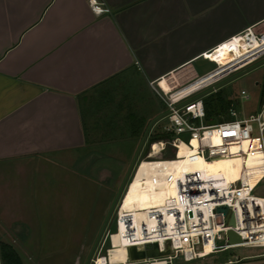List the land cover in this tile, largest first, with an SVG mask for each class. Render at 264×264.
Segmentation results:
<instances>
[{
  "label": "crops",
  "instance_id": "0c3cea01",
  "mask_svg": "<svg viewBox=\"0 0 264 264\" xmlns=\"http://www.w3.org/2000/svg\"><path fill=\"white\" fill-rule=\"evenodd\" d=\"M95 1L107 12L89 0H0V171L32 159L86 188L95 170L126 169L163 115L156 83L181 88L201 54L264 26L253 16L185 57V0Z\"/></svg>",
  "mask_w": 264,
  "mask_h": 264
},
{
  "label": "rangeland",
  "instance_id": "374dc122",
  "mask_svg": "<svg viewBox=\"0 0 264 264\" xmlns=\"http://www.w3.org/2000/svg\"><path fill=\"white\" fill-rule=\"evenodd\" d=\"M263 13L264 0H185V57L191 55L188 52L205 44L210 37L234 29L248 22L251 17ZM256 30L264 32V26ZM263 60L264 56L252 65L234 72L241 68L238 66L239 68L231 74L229 70H226L211 80L209 86L201 85L189 93H203ZM190 68H185V82H182L181 87L216 67L211 63L200 66L191 63ZM189 70L192 75L188 72ZM263 81L264 66H261L224 86L222 91L227 99L233 101L235 105L233 110L238 118H246L259 111ZM201 88L206 90L200 92ZM241 91L247 93L248 100H238ZM158 96L164 104L160 93ZM216 99L215 95L208 98L214 113L216 110L214 100ZM159 110L160 115L166 112L162 108ZM230 119L232 117L228 113L220 118L214 114L210 121L204 120L203 123L215 124ZM159 123L156 127H159L157 129L160 131L168 126L167 119ZM155 129L154 127L152 132L159 131ZM158 148L159 144L154 150L155 154ZM166 150V154L162 153L163 158H173V150L169 148ZM144 155L145 151L142 152L140 158ZM131 162L127 164L126 169L121 171L95 170L92 173L94 186L88 184L86 188L81 186L74 188L65 186L63 182L66 181L55 177L50 173L52 170L48 172L40 170L38 168L40 163L32 159H29V162L13 161L14 168L0 171V242L11 245L23 264H85ZM49 174L56 180L51 179L53 186L48 184L45 187L42 183ZM255 192L264 197V181ZM115 217L116 210L93 259L107 255L110 247L108 237L116 231ZM126 252L125 248L117 250L115 257L125 260ZM259 253H262V250L239 248L211 254L190 262L178 259L173 264H262L261 259L250 258ZM103 262L100 260V263ZM130 262L129 258L128 263Z\"/></svg>",
  "mask_w": 264,
  "mask_h": 264
},
{
  "label": "built area",
  "instance_id": "2783aa9c",
  "mask_svg": "<svg viewBox=\"0 0 264 264\" xmlns=\"http://www.w3.org/2000/svg\"><path fill=\"white\" fill-rule=\"evenodd\" d=\"M88 5L96 15L107 12L95 0H89ZM240 34L246 39L251 38L255 41H260L264 37V32H258L252 27L245 28L237 35ZM204 56L203 53L197 59H202ZM262 56L234 72L252 65ZM207 63L211 62L207 61ZM215 67L193 81L196 82L209 75L217 69V65ZM156 85L166 106L167 115L164 119H167L168 126L164 132L169 133L170 138L151 143L147 153L144 157H139L137 164L143 160L179 159L178 153L182 146L187 150L186 157H183L187 163L201 161L209 163L214 160L235 158L240 163V170L237 178L229 180L224 176H213L202 170L172 174L166 170L169 166L156 167V174L152 176L154 186L163 190L173 188L175 195L167 197L164 206L151 210L148 216L154 222V231L150 232L146 226L143 227L145 229V238H143L142 227L139 226L140 237L135 241L136 244L128 246V249L135 247L137 251H144L147 244H157L159 252L163 253L170 247L171 253L131 261L129 264H173L178 259L190 262L211 254L239 248L262 250V253L250 258L261 259L264 264V197L255 192L264 181V99L259 111L255 114L238 118L231 106L228 115L232 119L206 125L203 123L205 118L203 98H196L201 93H189L184 97L175 98L173 95L178 90L165 91L160 86V82ZM200 90L202 92L206 89ZM248 99L247 93L241 91L238 100ZM214 137L220 141L219 146L212 145ZM192 141L196 142L195 146ZM155 144H159V148L156 154L151 156ZM230 145H236L238 149L236 154L229 153ZM167 148L173 150V158H163L162 153L166 154ZM250 161L254 163L252 166L248 165ZM253 171L260 172V176L250 186L245 179ZM220 207L227 208L225 214L217 211ZM165 215L166 218H164ZM231 218L234 220L233 226L230 225ZM118 220L119 216L116 212L115 227L118 226ZM229 231L240 238V243L228 242ZM153 232H157L158 238L162 239V244L159 241H149L152 238L148 237ZM206 247L211 248V252L204 255ZM92 264H96L94 259Z\"/></svg>",
  "mask_w": 264,
  "mask_h": 264
},
{
  "label": "bare ground",
  "instance_id": "6f19581e",
  "mask_svg": "<svg viewBox=\"0 0 264 264\" xmlns=\"http://www.w3.org/2000/svg\"><path fill=\"white\" fill-rule=\"evenodd\" d=\"M260 54H264V37L260 41H255L251 38L246 39L240 34L221 44L202 57L201 60L205 59L206 61L217 65V69L209 75L196 82L186 85V87L182 89L180 87L171 88L166 78L163 80V83L160 81V86L165 91H169L171 89L172 91L178 90L173 97L181 98L184 97L186 93H189L201 85L209 86L210 81L215 79L224 71L229 70V73H231L235 69L242 67L243 64L249 62L251 63L254 59L258 58ZM192 144L195 146L196 142L192 141ZM212 145L219 146L220 141L214 137ZM156 147L157 144L154 145L151 156H154V150ZM237 151L238 149L236 145L229 146V153L231 155L236 154ZM186 153L187 150L181 146L178 153L179 159L159 161L143 160L137 164L116 209L119 216L118 226H116V231L111 233L108 237L110 247L107 250V255L96 257L94 259L96 264H129L128 246L135 245V241L139 239V226L142 227L141 236L143 238H145V229L143 227L146 226V229L150 232L154 231V222L150 220L148 214L153 208H160L164 206L165 199L167 197L175 195V190L173 188L163 190V188H156L154 186L152 176L156 174V167H160L161 165L169 166L166 170L172 174L185 171L202 170L213 176H224L229 180L238 177L240 163L235 158L214 160L209 163L201 161L190 164L183 159V157H186ZM161 161H168L169 163H159ZM252 164H254L252 161L248 163V165L251 166ZM259 176L260 172L253 171L247 179H245V182L252 186ZM164 218H166V215ZM148 238H152L149 240L150 242L159 241L160 244H162V239L158 238L157 232H153ZM123 248L127 251L125 260L117 259L115 257V252L117 250H123ZM210 250L211 248L206 247L204 255L210 254ZM101 259H104L103 263H100Z\"/></svg>",
  "mask_w": 264,
  "mask_h": 264
},
{
  "label": "water",
  "instance_id": "95a60500",
  "mask_svg": "<svg viewBox=\"0 0 264 264\" xmlns=\"http://www.w3.org/2000/svg\"><path fill=\"white\" fill-rule=\"evenodd\" d=\"M206 63H207L206 60H201V59L196 60L194 62V64L196 66L203 65V64H206ZM261 66H264V60L259 62V63H257V64H255V65H253V66H251V67H249V68H247V69H245V70H243V71H241V72H239L235 76H232V77L228 78L227 80L221 82L220 84H218L214 88H211V89L199 94L196 98H204L207 95H209V94H211V93L223 88L224 86L234 82L235 80L239 79L240 77L248 74L249 72H251V71H253V70H255V69H257V68H259ZM166 115L167 114L165 113V114L159 116L158 118H156L150 124V126L147 129V131L145 132V134H144V136H143V138L141 140V143L139 145V148H138V150H137V152H136V154H135V156H134V158H133V160H132V162H131V164L129 166V169H128L126 175H125V178H124V180H123V182H122V184H121V186H120V188H119V190H118V192L116 194V197H115V199H114V201H113V203H112V205L110 207V210H109V212H108V214H107V216L105 218V221H104V223H103V225L101 227V230H100V232L98 234V237H97V239H96V241H95V243H94V245H93V247L91 249V252H90L85 264H91L92 263L93 257H94V255L96 253L98 245L100 244L102 236L104 235V232H105V230H106V228H107V226H108V224H109V222H110V220H111V218H112V216L114 214V211H115L117 205L119 204V201H120V199H121V197H122V195H123V193L125 191V188H126L128 182L130 180L132 172H133V170H134V168H135V166H136V164H137V162L139 160V157H140V155H141V153H142V151H143V149L145 147V144H146V141H147V138H148V135H149L151 129L159 121L163 120L166 117ZM217 211L218 212H222V213L225 214L226 211H227V208L226 207H220V208L217 209ZM233 224H234V220H233V218H231L230 225L233 226ZM227 237H228V242L230 244H237V243H240V241H241L240 238L236 234H234L232 231H229L227 233ZM170 253H171L170 247H168L166 249V251L163 252V253L159 252L157 244H147L145 246V250L144 251H137L135 249V247H130L128 249V255H129V258H130L131 261H136V260H140V259H144V258L158 257V256H162V255H169Z\"/></svg>",
  "mask_w": 264,
  "mask_h": 264
},
{
  "label": "trees",
  "instance_id": "16d2710c",
  "mask_svg": "<svg viewBox=\"0 0 264 264\" xmlns=\"http://www.w3.org/2000/svg\"><path fill=\"white\" fill-rule=\"evenodd\" d=\"M223 88L219 89L215 93H212L202 99L204 110H205V118H204L205 121H210L214 114H216V116L220 118L221 116H224L225 114L229 112V109L231 108V106L232 107L235 106L232 100H229L226 98V96L224 95L225 93H223L222 91L224 90ZM214 95L217 98L216 100H214L215 109H216L215 113L211 109L210 101H208V98H211V96H214ZM260 96L261 98L259 101V107L262 105V102L264 99V81L261 86ZM160 103L162 107L164 108V110H166V106L162 103V101H160ZM206 125H212V124H206ZM155 128H156L155 130H159L157 129L159 127H155ZM169 138H170V134L164 132V130L152 132L147 140L146 147L144 150L145 153H147L149 149V145L151 143L155 141H159V140H167ZM101 260L104 261V259H101ZM0 264H23V263H22L21 258L19 257V255L16 253V251L11 245L0 242Z\"/></svg>",
  "mask_w": 264,
  "mask_h": 264
}]
</instances>
